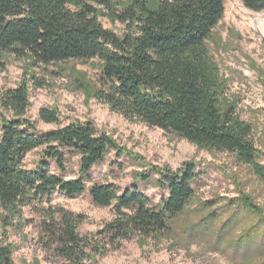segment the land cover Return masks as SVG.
Instances as JSON below:
<instances>
[{"label": "trees", "instance_id": "16d2710c", "mask_svg": "<svg viewBox=\"0 0 264 264\" xmlns=\"http://www.w3.org/2000/svg\"><path fill=\"white\" fill-rule=\"evenodd\" d=\"M241 1L250 10H264V0ZM96 5L112 9L125 31L118 34L105 27ZM224 14V0H129L119 10L111 0H0V56L31 58L37 66L94 61L98 74L93 94L111 110L199 147L232 153L264 181L253 126L239 117L234 105L224 108L221 103L224 85L208 40ZM29 97L27 77L16 87L0 89V206L7 212L0 213V219L6 225L12 219L9 213L33 210L46 249L63 264H95V255L109 244L135 235L171 234L173 222L195 196V162H185L176 171L151 168L166 192L159 202L137 184L121 189L94 181L93 167L110 152H128L91 121L61 125L58 111L49 107L41 108L40 118L58 126L42 131L27 117ZM73 172L75 177L68 178ZM151 178L148 171L136 174L138 181ZM55 191L69 196L88 192L95 204L113 207L114 216L93 236L84 235L79 226L85 215L44 204ZM247 206L264 220L249 198ZM216 214L209 216L207 225ZM230 221L224 223L225 230L232 227ZM237 238L229 241L234 264H264V232L258 239L252 240L249 233L246 240ZM0 264H15L11 246L0 244Z\"/></svg>", "mask_w": 264, "mask_h": 264}, {"label": "rangeland", "instance_id": "374dc122", "mask_svg": "<svg viewBox=\"0 0 264 264\" xmlns=\"http://www.w3.org/2000/svg\"><path fill=\"white\" fill-rule=\"evenodd\" d=\"M111 1L114 9L119 10L129 0ZM224 1V17L208 40L224 85L221 103L224 108L234 105L239 117L251 123L264 163V10H250L241 0ZM96 7L105 27L118 34L125 31L126 25L111 14L112 9ZM97 74L94 61L70 60L37 66L31 58L20 59L8 53L0 56V89L16 87L24 77L29 79L27 117L38 128L48 131L58 126L40 118L41 108L49 107L58 111L61 125L91 121L128 152L120 156L110 152L105 161L93 167L94 181L114 183L121 189L137 184L154 202H159L166 192L155 180L152 167L176 171L185 162H195L198 177L193 185L195 196L173 222L168 237L135 235L114 246L109 244L95 255V264H234L229 241L241 235L246 240L248 233L252 240L258 239L264 232V220L248 211L247 206L249 198L264 215V181L232 153L199 147L175 133L127 119L111 110L93 94ZM72 164L77 170V160ZM143 171L152 175L150 181L136 180V174ZM75 175L70 173L68 178ZM44 204L85 215L79 231L89 236L101 230L115 213L113 207L95 204L88 192L69 196L55 191ZM13 212L9 213L10 224L0 219V244L11 246L14 263L63 264L54 252L46 249L39 215L30 208ZM213 212L218 217L207 225L205 221ZM0 213L7 215L1 206ZM227 221L233 225L225 230L223 225ZM203 223L206 230L201 229ZM223 239L228 242L225 244Z\"/></svg>", "mask_w": 264, "mask_h": 264}]
</instances>
